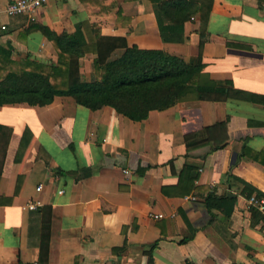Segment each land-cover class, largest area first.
<instances>
[{
    "label": "crops",
    "instance_id": "0c3cea01",
    "mask_svg": "<svg viewBox=\"0 0 264 264\" xmlns=\"http://www.w3.org/2000/svg\"><path fill=\"white\" fill-rule=\"evenodd\" d=\"M9 1L0 0V45L42 61L56 54L43 35L27 30L31 21L57 33L80 24L87 48L82 71L86 54L90 66L95 56L92 29L183 58L199 52L198 16L185 22L183 42H165L150 0H115L127 24L96 13V0H46L32 13L11 17L1 12ZM208 22L199 80H229L264 94V0H212ZM5 106L15 111L2 106V116L16 113L23 125L0 119L13 129L0 175V264H264V220L248 201L251 194L264 196V105L189 94L141 121L109 106L90 110L69 97L45 106ZM225 120L232 136L226 145L206 156L208 146H201L186 156V133ZM26 129L29 148L16 161ZM210 193L235 198L230 215L206 207Z\"/></svg>",
    "mask_w": 264,
    "mask_h": 264
},
{
    "label": "trees",
    "instance_id": "16d2710c",
    "mask_svg": "<svg viewBox=\"0 0 264 264\" xmlns=\"http://www.w3.org/2000/svg\"><path fill=\"white\" fill-rule=\"evenodd\" d=\"M150 1L160 37L165 42H183L185 22L198 16L200 43L196 56L183 58L161 49L128 46L125 36L103 35L99 30L92 29L95 56L92 70L86 75L80 61L87 51L80 24L72 33L65 30L57 33L45 24L31 21L27 30L38 31L43 35L53 46L56 58L42 61L29 52L14 53L9 43L7 46L0 45V107L15 104L45 106L55 97H69L90 110L109 106L130 120L141 121L148 117L150 111L170 108L189 94L197 100L223 101L232 96L264 105V94L237 89L229 80H207L203 83L199 80L206 64L201 47L208 39L207 24L212 0ZM94 3L91 0V5ZM96 3V13H112L122 24L130 21L115 0H96ZM12 133L11 127L0 123V175ZM184 137L186 156L191 155L190 150L194 148L208 146L203 155L206 156L226 145L232 138L227 130V120L186 133ZM30 140L29 130L26 129L20 140L16 161L22 159ZM242 153L251 155L247 147H243ZM256 154L252 158L260 160L261 152ZM255 196L264 197L260 194ZM234 202L235 198L216 197L212 193L205 199L208 209L215 208L226 216L231 214ZM252 212L263 219L257 209L252 208ZM48 230L49 221L44 225L41 237L44 256L48 248ZM188 239L186 237L181 242Z\"/></svg>",
    "mask_w": 264,
    "mask_h": 264
},
{
    "label": "built area",
    "instance_id": "2783aa9c",
    "mask_svg": "<svg viewBox=\"0 0 264 264\" xmlns=\"http://www.w3.org/2000/svg\"><path fill=\"white\" fill-rule=\"evenodd\" d=\"M46 0H10L8 4L5 6L3 10H1L2 13L5 15L11 17L21 14H28L34 12L37 8H39L43 3H45ZM0 28L4 29V24H0ZM126 172V170H124ZM41 185H39L36 190L39 191L41 189ZM62 192V191H60ZM249 203L257 209L259 214L262 216L264 220V197H257L255 195H252L248 199ZM41 205V202L35 201L33 203H30L28 205V208L30 210L36 209L38 206ZM149 216L154 219H160L163 218L164 215L162 213H153L150 212Z\"/></svg>",
    "mask_w": 264,
    "mask_h": 264
},
{
    "label": "rangeland",
    "instance_id": "374dc122",
    "mask_svg": "<svg viewBox=\"0 0 264 264\" xmlns=\"http://www.w3.org/2000/svg\"><path fill=\"white\" fill-rule=\"evenodd\" d=\"M207 30H208V27H207ZM209 31V30H208ZM90 52H88L86 55V57H85V60H84V62H83V65H84V67H85V74L86 75H88V73L90 72V68H92L91 66H90V57L91 56H88V54H89ZM83 70V71H84ZM2 109H4V110H7V111H15V108L14 107H6V106H4ZM0 119H2V120H6V121H12V122H14V124L15 125H17V126H22L23 125V123H22V121L19 119V117H18V115L16 114V113H11L10 114V118L9 119H6V118H4L3 116H2V114L0 113Z\"/></svg>",
    "mask_w": 264,
    "mask_h": 264
}]
</instances>
